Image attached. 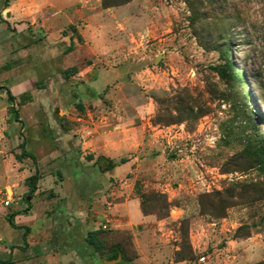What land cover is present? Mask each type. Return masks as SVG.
<instances>
[{
    "label": "rangeland",
    "instance_id": "obj_1",
    "mask_svg": "<svg viewBox=\"0 0 264 264\" xmlns=\"http://www.w3.org/2000/svg\"><path fill=\"white\" fill-rule=\"evenodd\" d=\"M3 44L0 260L264 264V0H0Z\"/></svg>",
    "mask_w": 264,
    "mask_h": 264
},
{
    "label": "trees",
    "instance_id": "obj_2",
    "mask_svg": "<svg viewBox=\"0 0 264 264\" xmlns=\"http://www.w3.org/2000/svg\"><path fill=\"white\" fill-rule=\"evenodd\" d=\"M7 5L8 4H5L6 7H7ZM223 53H224V55L227 56V50H224ZM213 70L218 74V76L220 78L229 79V80L234 81V82H240L241 81L240 75L237 72H235L233 65L228 60L225 63L224 67H216V68H213ZM5 91H6V97H7L8 102L10 104L16 102V98L10 93V91L6 90V89H5ZM18 99L19 100L17 102V105L23 106V105L32 101V96L30 93L26 92V93H22L18 97ZM12 113L14 114V118L18 122L19 118H18L17 110L13 109ZM18 147L21 150V153H20V159L21 160L26 158V157H29L32 160H35V157L32 154L28 153L27 150H25L22 143ZM255 147H256L255 155H256V157H258L259 167L264 172V146L260 144V145H257ZM125 162L126 161L123 159L120 160V164L125 163ZM38 180H39V176H38L37 170L35 171V173L32 176L26 178L25 183L29 187V195H33V193L35 192V190H36L35 186H36ZM27 204H28V207H30V202H27ZM29 210L30 209L27 208L25 210L20 211L19 213L27 214ZM10 218L11 217H9L8 219L10 222H12V220ZM98 233H99V231L90 232L85 238L86 243L88 244V246L90 248L93 249L94 253H99V250H100V246H99L98 239H97ZM119 255H121V252L119 250L117 251V250L113 249L111 251V253L109 254V256L104 258V260H106V259L109 261L116 260ZM11 263H12L11 260H0V264H11Z\"/></svg>",
    "mask_w": 264,
    "mask_h": 264
},
{
    "label": "crops",
    "instance_id": "obj_3",
    "mask_svg": "<svg viewBox=\"0 0 264 264\" xmlns=\"http://www.w3.org/2000/svg\"><path fill=\"white\" fill-rule=\"evenodd\" d=\"M6 11V10H5ZM5 47V44H3V45H0V63L2 62V60H4V58H5V54H4V48ZM4 67V66H3ZM13 87H15V89H19L18 90V94H21V93H23L22 91L24 90L23 89V81L22 80H19V81H17V84H15V86H13ZM2 89H4V91L3 92H0V93H6V91H5V87H1ZM13 89H11V91H12ZM13 95H15L14 93H13ZM0 98H2L1 96H0ZM6 99H7V97H6ZM16 100H17V97H16ZM11 105H10V103L8 102V104L7 105H5L4 103H0V131H3V130H5L7 127H6V121H7V119L9 118V115H8V108L10 107ZM6 127V128H5ZM2 135V137H4V140L5 141H7V137H5V132L3 133V134H1ZM2 137H0V142H3V138ZM17 212H19V211H17ZM25 216H28L29 215V213H27V214H24ZM15 248V247H14ZM16 251H18V247H16L15 249H13V250H11L10 251V254H11V256L14 254V252H16ZM5 253H6V255L9 253V251L6 249L5 250ZM10 260H11V262H12V257L10 258ZM13 263V262H12Z\"/></svg>",
    "mask_w": 264,
    "mask_h": 264
},
{
    "label": "built area",
    "instance_id": "obj_4",
    "mask_svg": "<svg viewBox=\"0 0 264 264\" xmlns=\"http://www.w3.org/2000/svg\"><path fill=\"white\" fill-rule=\"evenodd\" d=\"M14 194L11 187H3L0 189V206L4 208H8L12 203ZM200 262L204 261V258H199Z\"/></svg>",
    "mask_w": 264,
    "mask_h": 264
},
{
    "label": "water",
    "instance_id": "obj_5",
    "mask_svg": "<svg viewBox=\"0 0 264 264\" xmlns=\"http://www.w3.org/2000/svg\"><path fill=\"white\" fill-rule=\"evenodd\" d=\"M119 258H120V257H118L117 260H115V261H109V262H107V263H109V264H113V263L117 262V261L119 260Z\"/></svg>",
    "mask_w": 264,
    "mask_h": 264
}]
</instances>
